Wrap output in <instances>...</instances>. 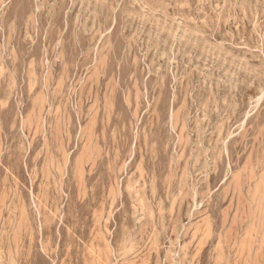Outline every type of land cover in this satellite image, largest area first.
Listing matches in <instances>:
<instances>
[{
  "label": "rangeland",
  "instance_id": "obj_1",
  "mask_svg": "<svg viewBox=\"0 0 264 264\" xmlns=\"http://www.w3.org/2000/svg\"><path fill=\"white\" fill-rule=\"evenodd\" d=\"M0 264H264V0H0Z\"/></svg>",
  "mask_w": 264,
  "mask_h": 264
}]
</instances>
